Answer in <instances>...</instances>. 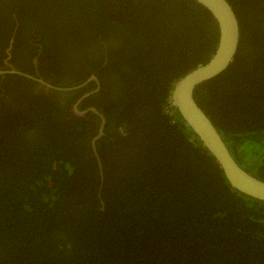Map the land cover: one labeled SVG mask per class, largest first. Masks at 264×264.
<instances>
[{
  "label": "trees",
  "instance_id": "obj_1",
  "mask_svg": "<svg viewBox=\"0 0 264 264\" xmlns=\"http://www.w3.org/2000/svg\"><path fill=\"white\" fill-rule=\"evenodd\" d=\"M226 1L236 52L193 99L238 166L264 181V0ZM11 13L19 25L9 62L66 90L34 94L28 79L0 77L10 101L0 98V264H264V202L229 186L169 104L174 83L215 51L206 9L194 0H0V69ZM91 74L99 89L78 110L105 116L95 141L102 181L89 142L99 120L69 115L96 85L67 89Z\"/></svg>",
  "mask_w": 264,
  "mask_h": 264
},
{
  "label": "water",
  "instance_id": "obj_2",
  "mask_svg": "<svg viewBox=\"0 0 264 264\" xmlns=\"http://www.w3.org/2000/svg\"><path fill=\"white\" fill-rule=\"evenodd\" d=\"M194 1L206 9L216 22L218 27L217 45L213 55L206 63L189 71L174 83L170 93L169 104L177 110L182 120L199 138L202 146L206 148L215 159L229 186L246 196L264 202V181L253 177L238 166L210 120L193 99V91L197 85L219 75L232 61L239 41V26L237 18L226 0ZM11 48L12 40L9 41L8 46L5 49L7 59L10 57ZM5 74H13L35 80L39 82L40 85L44 86L45 90L55 89L41 79H36L15 69H0V75ZM89 81H94L98 84L96 77L91 75L81 85L67 90L79 88ZM97 90L98 88L83 94L72 108L73 113L76 114L78 118L82 117L85 111H91L94 115L98 116L100 120L97 134L90 140V146L99 170L100 181H102L101 164L96 153L95 141L103 136L105 118L95 108H88L83 111L77 109L78 103Z\"/></svg>",
  "mask_w": 264,
  "mask_h": 264
},
{
  "label": "flooded vegetation",
  "instance_id": "obj_3",
  "mask_svg": "<svg viewBox=\"0 0 264 264\" xmlns=\"http://www.w3.org/2000/svg\"><path fill=\"white\" fill-rule=\"evenodd\" d=\"M9 12H10V10H9ZM5 15V14H4ZM9 16H10V18H11V20H12V24H13V30H12V33H11V35L9 36V40H8V43H9V41L10 40H12V45H13V38H14V36H15V32H16V30H17V27H18V25H19V23H18V21H17V19L14 17V15H13V13H11V14H9ZM37 45V44H36ZM8 46V45H7ZM38 47H39V45H38ZM7 48V47H6ZM11 50H12V48H11ZM10 50V51H11ZM39 51V50H38ZM4 53H5V50H4ZM39 53V52H38ZM38 53L36 54V56H34L32 59H31V67L32 68H34V70H36L37 69V66H38V63H39V61L37 60V57H38ZM18 55H20V57H19V59L20 60H22L23 59V56H24V53L22 52V50L20 49V51H19V53H18ZM10 57H11V54H10ZM10 57H9V59H10ZM9 59H7V57H5L4 59H3V67H5L4 68V70L5 69H7V70H10V69H17V71H19V72H22V73H24V74H28V75H30V76H32V77H34V78H36V79H41L42 80V78L39 76V74L36 72V71H34L35 72V74L36 75H32L31 73H27V72H23V71H21V68H15L14 66H13V64L12 63H10L9 62ZM6 75V74H5ZM91 75H93V74H91ZM90 75V76H91ZM4 75H0V77L2 78ZM17 76V75H16ZM94 77H95V75H93ZM19 77H22V76H19ZM27 79V78H26ZM29 80V82H31L32 83V85H31V88H32V92L34 93V94H36V92L37 91H40V90H43L45 93H50V94H52V92L50 91V90H45L44 89V86H42V85H40L39 84V82H37V81H35V80H31V79H28ZM97 80V79H96ZM43 81V80H42ZM44 82V81H43ZM98 82V81H97ZM45 83H47V82H45ZM95 83V85H96V87L93 89V90H95V89H99V83L97 84L96 82H94ZM49 84V83H48ZM49 85H51V84H49ZM53 88H55V86H53V85H51ZM70 89V88H69ZM53 90H62V91H64V90H66V89H64V88H58V87H56L55 89H53ZM98 91V90H97ZM96 91V92H97ZM54 92V91H53ZM95 93V92H94ZM85 94V93H84ZM93 94V93H92ZM83 95V94H82ZM81 95V96H82ZM81 96H79L75 101H74V103H73V105H71V107L69 108V115L71 116V117H73V118H78L77 117V115L76 114H74L73 113V106H74V104L77 102V100L81 97ZM1 97H3V99H5V101L7 102V103H9L10 101H9V99L7 98V95L6 94H4V90L3 89H1V93H0V98ZM84 100V99H83ZM82 100V101H83ZM81 101V102H82ZM79 104L80 103H78V105H77V109H78V106H79ZM88 108H93V107H86L85 109H82V110H79V111H83V110H86V109H88ZM71 112V113H70ZM88 112H91V111H88ZM85 113H87L86 111H85ZM84 113V114H85ZM91 114L92 115H94L92 112H91ZM102 115V114H101ZM95 117H97L98 118V116H96V115H94ZM98 120H99V118H98ZM99 124V123H98ZM98 128V127H97Z\"/></svg>",
  "mask_w": 264,
  "mask_h": 264
},
{
  "label": "bare ground",
  "instance_id": "obj_4",
  "mask_svg": "<svg viewBox=\"0 0 264 264\" xmlns=\"http://www.w3.org/2000/svg\"><path fill=\"white\" fill-rule=\"evenodd\" d=\"M56 88V87H55ZM74 103V102H73ZM81 103V102H80ZM73 105V104H72ZM99 112V111H98ZM71 113V112H70ZM101 113V112H100ZM89 116H91V115H89ZM105 117V116H104ZM83 118V117H82ZM81 118V119H82ZM79 119V118H78ZM90 119H92V118H90ZM93 119H94V117H93ZM96 120V119H95ZM100 121V120H99ZM172 122V121H171ZM98 123V122H97ZM90 142V141H89Z\"/></svg>",
  "mask_w": 264,
  "mask_h": 264
}]
</instances>
